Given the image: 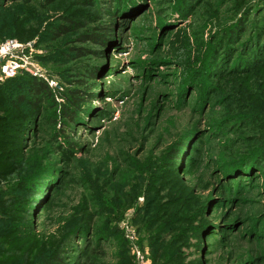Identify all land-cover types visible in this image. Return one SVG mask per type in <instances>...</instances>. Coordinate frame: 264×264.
Returning <instances> with one entry per match:
<instances>
[{"label":"rangeland","instance_id":"rangeland-1","mask_svg":"<svg viewBox=\"0 0 264 264\" xmlns=\"http://www.w3.org/2000/svg\"><path fill=\"white\" fill-rule=\"evenodd\" d=\"M8 39L0 264H264V0H0Z\"/></svg>","mask_w":264,"mask_h":264},{"label":"built area","instance_id":"built-area-1","mask_svg":"<svg viewBox=\"0 0 264 264\" xmlns=\"http://www.w3.org/2000/svg\"><path fill=\"white\" fill-rule=\"evenodd\" d=\"M23 48L24 44L16 39H8L0 44V66L5 75H14L18 68L28 67L27 61L21 62L17 55ZM32 65L35 67L34 73H39L38 66Z\"/></svg>","mask_w":264,"mask_h":264},{"label":"trees","instance_id":"trees-1","mask_svg":"<svg viewBox=\"0 0 264 264\" xmlns=\"http://www.w3.org/2000/svg\"><path fill=\"white\" fill-rule=\"evenodd\" d=\"M102 33L100 31H94L93 34H91V37L94 41L97 42H103L104 38H102ZM83 38H85L84 36H82ZM105 42V41H104ZM81 53L83 52V50L81 48L78 49ZM87 77H89L90 79H95L96 77V70H92L91 68L89 69V71L87 72ZM33 89L35 90L36 94H46L48 93V85H46L44 82H42L40 79H38V77H33V84H32ZM82 91H75V96L74 97V102L75 103H79L81 99H83V95H82ZM65 115H69L68 111H65ZM71 116V115H69ZM96 251V250H95ZM61 261H63L61 259ZM64 264H67L65 261H63ZM55 264H63L61 263L59 260L58 262H55Z\"/></svg>","mask_w":264,"mask_h":264}]
</instances>
